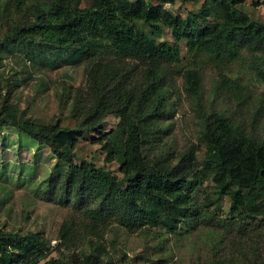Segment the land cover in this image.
<instances>
[{
    "label": "trees",
    "instance_id": "1",
    "mask_svg": "<svg viewBox=\"0 0 264 264\" xmlns=\"http://www.w3.org/2000/svg\"><path fill=\"white\" fill-rule=\"evenodd\" d=\"M13 1L22 6L20 0ZM164 1L168 0L153 5L148 0H91L80 8L72 6V0H35L30 4L31 22L0 36L3 47L6 40L33 41L37 48H54L61 56L73 46L68 61L77 62L83 55L93 61L85 93L94 100L92 115L112 114L119 119L99 141L105 161L116 160L122 175L92 160L75 162L78 126L7 121L9 114L0 118V129H18L67 164L59 176L48 178L46 195L63 197L82 219L62 223L55 248H69L86 238L92 245L90 252L80 253L81 260L77 254L65 260L50 256L55 248L34 231L0 229V264H109L98 261L106 255L101 227L117 225L133 232L161 226L178 230L182 223L194 226L200 215L194 194L206 172L212 173L217 198L230 199V215L244 210L241 217L264 218V136L253 125L247 129L243 119L219 112L205 116L199 132L206 145L201 167L192 152H182L172 161L167 155L147 152L151 137L166 130L160 122L170 103L159 63L180 62L179 41L185 40L188 60L209 56L231 67L245 59L255 78L264 82V24L239 8L243 0H203L185 15L164 7ZM165 28L172 41L163 37ZM126 59L146 60L150 65L141 82ZM190 68L184 91L198 101L200 75L197 68ZM234 97L241 103L242 95ZM1 111L6 113V104Z\"/></svg>",
    "mask_w": 264,
    "mask_h": 264
},
{
    "label": "rangeland",
    "instance_id": "2",
    "mask_svg": "<svg viewBox=\"0 0 264 264\" xmlns=\"http://www.w3.org/2000/svg\"><path fill=\"white\" fill-rule=\"evenodd\" d=\"M20 1L22 6L16 7L13 0H0V36L33 19L30 4L35 0ZM148 1L153 5L160 3L159 0ZM202 2L175 0L169 8L185 15ZM90 3L91 0H72L71 5L83 8ZM239 8L264 24V0H243ZM144 28L149 32L147 25ZM163 37L173 40L167 28ZM179 45L182 56L179 63H159L171 95L160 122L166 130L151 137L148 156L163 154L172 161L188 151L200 165L206 149L199 140L202 122L206 115L218 112L243 119L247 129L253 125L254 130L264 136V82L255 78L248 62L238 60L230 67L209 56L188 60L185 40L179 41ZM75 49L72 46L59 56L58 50L37 48L33 41L24 43L14 39L6 40L4 47L0 45V111L4 104L7 107L0 118L9 114L7 121L78 126L81 129L74 148L75 162L92 160L121 177L119 163L105 161L106 153L99 141L101 134L112 131L119 119L112 114L92 115L94 100L87 97L85 90L93 61L84 55L79 56L77 62L68 61L69 52ZM126 63L134 67L138 83L150 69L146 60L126 59ZM189 68H197L200 75L202 95L198 101L196 97L193 101L184 91L185 73ZM236 94L242 95L241 103L235 99ZM13 129H0V229L34 231L53 249L59 243L62 223H78L82 219L63 197L51 199L46 195L50 188L48 178L59 176L67 164L57 159L48 146ZM214 184L212 173L206 172L194 194L193 202L200 211L194 226L182 223L178 230L161 226L133 232L117 225L101 227L99 234L106 255L98 261L108 260L109 264H264V218L241 217L244 210L230 215V199L225 196L218 199ZM91 246L87 238L81 239L69 248L51 250L50 256L67 260L69 255L77 254L81 260L80 253L90 252Z\"/></svg>",
    "mask_w": 264,
    "mask_h": 264
},
{
    "label": "clouds",
    "instance_id": "3",
    "mask_svg": "<svg viewBox=\"0 0 264 264\" xmlns=\"http://www.w3.org/2000/svg\"><path fill=\"white\" fill-rule=\"evenodd\" d=\"M163 4H164V7H167V8H169V7H170V4H171V2H170V0H168V1H164V2H163Z\"/></svg>",
    "mask_w": 264,
    "mask_h": 264
}]
</instances>
